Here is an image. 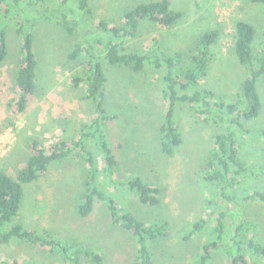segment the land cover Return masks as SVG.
<instances>
[{
	"label": "rangeland",
	"instance_id": "1",
	"mask_svg": "<svg viewBox=\"0 0 264 264\" xmlns=\"http://www.w3.org/2000/svg\"><path fill=\"white\" fill-rule=\"evenodd\" d=\"M30 1L38 3L37 0H23L13 3L11 10L12 16L29 21L28 26L34 35L33 50L38 61L35 94L23 113H15L10 107L15 97V79L23 55L22 42L15 22L10 23V17L4 18L0 11V26L8 23V53L0 62V171L17 176L30 155L32 138L39 139L46 148H50L58 140L76 139L79 136L99 159L102 168L105 163L99 151L101 134L91 129L96 131L85 136V131H81L83 124L94 117L95 102L85 99L83 83L78 87L73 83L74 76H85L88 70L86 52L76 60L69 58L73 45L81 38L75 39L56 19H48L42 11L43 7H38V10ZM149 1L152 0H89L90 15L72 1L61 6L60 0H53L50 2L53 7H49L52 17L56 18L62 12L70 13L71 18L87 29L101 20L121 25L126 12ZM171 2L172 8L182 13L179 23L173 28H163L143 20L139 35L125 40L126 50L145 55L152 48L150 39L157 37L160 40V51L156 50L159 57L163 56L161 52L179 51L185 63L189 64V57L195 51L200 36L208 30L219 29L220 37L213 46L215 57L201 86L216 90L225 101L232 102L247 73L234 54L235 22L244 19L256 27L254 46L259 50L264 44V5L252 0ZM51 12L47 15H51ZM96 34L83 38V42H94L98 39ZM101 56L100 62L109 78L104 107L110 114L116 115V119L104 124L108 130L104 139L119 160L114 175H109L105 180L104 174H101L104 188L119 205L139 220L169 221L171 236L158 237L149 243L160 264H202L200 252L204 245L220 238V233L213 231L219 214L214 211L215 207H207V200L213 197V187L204 180L202 173L214 129L182 104L178 121L184 141L174 154H166L162 150L160 131L166 107L162 96L165 87L162 77L166 66L158 69L147 60L144 70L135 72L125 65H111L104 58V50ZM258 87L263 111L259 118L247 121L255 136L264 130V79ZM241 145V153L249 164L264 165L263 138L246 137L241 140ZM88 166L86 158L77 149L67 157L54 161L40 179L24 184L25 193L15 220L39 234L48 229L56 237L74 245L75 249L80 248L83 252L80 254V264H95L86 254L91 251L100 253L105 264H133L137 254L136 239L130 230L114 222L105 201L96 197L94 209L87 217L78 212L87 191ZM136 176L161 187L162 202L159 206L142 204L137 192L125 183ZM245 181L247 179L242 184L250 186L249 189H264V176H251L247 183ZM239 203L240 206L228 211L220 246L213 251L206 264H233L227 254L230 250L229 238L235 224L246 215L253 219V229L249 235L255 234L257 241L264 245L262 205L242 199ZM203 217L209 221L207 227L186 239L191 223ZM69 254L71 252L64 254L60 247H42L25 240L0 243V258L10 263L68 264L66 256ZM246 254L258 264H264L263 255L254 254L251 249H247Z\"/></svg>",
	"mask_w": 264,
	"mask_h": 264
},
{
	"label": "trees",
	"instance_id": "2",
	"mask_svg": "<svg viewBox=\"0 0 264 264\" xmlns=\"http://www.w3.org/2000/svg\"><path fill=\"white\" fill-rule=\"evenodd\" d=\"M20 1L23 2V0H0L1 15L4 18L8 17L7 19L10 17V23L11 21L15 22L16 31L22 42L23 55L20 58L15 79V97L10 104L15 113H23L34 97L38 67L37 57L33 50L34 35L28 26L30 23L21 17L18 19L12 16L11 13L13 3ZM40 1L41 3H39ZM70 1L78 3V7L86 14L92 13L88 4L89 0H60V5L66 6ZM252 1L264 5V0ZM37 2L33 1L32 3L37 9L43 7L42 11L48 19H56L75 39L81 38L73 45L69 58L76 60L80 54L86 52L88 70L85 76H74L73 83L76 87L83 83L86 89L85 99L93 100L96 105L94 117L88 123L83 124L81 131L82 133L85 131V136H90L89 133L96 130L99 131L101 134L99 151L105 165L100 167L99 159L87 147L88 145L82 142L81 136L76 139L58 140L50 148H46L39 139L32 138L29 144L30 155L26 164L18 171L17 176L13 177L5 171H0V243L25 240L37 244V246L60 247L64 254L71 252L66 256L69 259L68 264H80V254L83 253L80 248L75 249L74 245L56 237L48 229L39 234L32 229H26L22 223L15 220L21 209L25 193L24 184L37 181L49 171L54 161L67 157L77 149L84 155L89 165L87 191L78 206L79 214L83 217L90 215L94 209L96 197L105 201L114 222L130 230L136 239L137 254L133 264H160L149 243L158 237L171 236L169 221L144 222L139 220L132 212L119 205L117 200L107 193L102 183L104 180L101 174H104L106 180L109 175L116 173V168L119 165L114 149L104 139V136L108 134L104 124L108 120L116 119L115 113L110 114L104 107L109 80L107 72L100 62V59L103 58L100 55L104 50V58L111 65H125L135 72L144 70L147 60L154 63L158 69L166 66V72L162 77L165 83L162 96L166 107L164 122L160 128L163 152L172 155L183 144L184 133L178 121L179 108L182 104L189 108L199 120L214 129L211 148L205 157L202 173H204V180L213 187V197L207 200V207H215L214 211L219 214L213 231H218L220 238L207 242L202 248L201 263L206 264L212 257L213 251L220 246V240L223 238L224 220L228 211L233 210L235 206H240L241 199L258 202L264 209V189L257 187L249 189L250 186L242 184L245 179L249 181L251 176L258 178L264 176V165L249 164L241 153L242 139L259 136L264 139V130L259 132V136H255L247 124V121L259 118L263 111V101L258 86L264 79V44L259 50L254 46L257 35L256 27L244 19H238L235 22L234 54L238 63L245 68L247 73L236 93L235 100L228 102L216 90L201 86V81L207 76L211 62L215 57L213 46L220 37L219 29L208 30L200 36L195 51L189 57V64L185 63L179 51L161 52L163 56L159 57L157 51H160V40L157 37L150 39L152 48L145 55L138 51L126 50L128 48L125 46V40L134 39L139 35V27L143 20H149L163 28H173L179 23L182 13L172 8L171 0H152L138 4L124 14L121 25H112L108 21L101 20L98 24H93L87 29L82 28L78 20L71 18L70 13L62 12L58 17H52L50 7L53 5L50 2L53 0H37ZM50 12L51 15H47ZM7 26L8 23L0 26V62L8 53ZM93 33H97V40L83 42V38ZM125 183L137 192L142 204L150 206L161 204L162 189L159 185L149 183L139 176L132 177ZM252 221V217L246 215L239 219L232 229V235L229 238L230 250L227 254L233 264H258L257 261L248 258L247 249L264 257V245L257 241L255 234L249 235L253 229H251ZM208 224V219L204 217L194 221L185 238L190 239L205 229ZM86 254L91 256L95 264H105L104 257L100 253L91 251ZM0 264L18 263H10L0 258Z\"/></svg>",
	"mask_w": 264,
	"mask_h": 264
}]
</instances>
